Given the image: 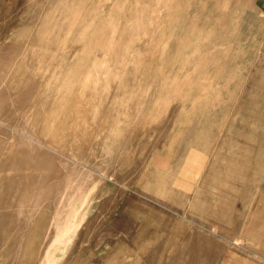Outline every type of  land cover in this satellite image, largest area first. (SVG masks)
<instances>
[{
	"label": "rangeland",
	"instance_id": "374dc122",
	"mask_svg": "<svg viewBox=\"0 0 264 264\" xmlns=\"http://www.w3.org/2000/svg\"><path fill=\"white\" fill-rule=\"evenodd\" d=\"M47 254L264 264V0H0V264Z\"/></svg>",
	"mask_w": 264,
	"mask_h": 264
},
{
	"label": "bare ground",
	"instance_id": "6f19581e",
	"mask_svg": "<svg viewBox=\"0 0 264 264\" xmlns=\"http://www.w3.org/2000/svg\"><path fill=\"white\" fill-rule=\"evenodd\" d=\"M54 245L56 246V245H60V246H62V247H64L65 249H66V247H67V245H69V241L68 240H66V239H57L56 241H55V243H54ZM52 247H53V245H52ZM63 249V248H62ZM64 249V250H65ZM66 251V250H65ZM63 252V251H62ZM50 254V253H49ZM49 254H47V257H46V260H45V262H44V264H56V262H55V260L54 261H51L50 260V255ZM51 256H52V254H51ZM54 257V256H53ZM51 259H53V258H51ZM55 259V258H54ZM59 261V260H58Z\"/></svg>",
	"mask_w": 264,
	"mask_h": 264
}]
</instances>
